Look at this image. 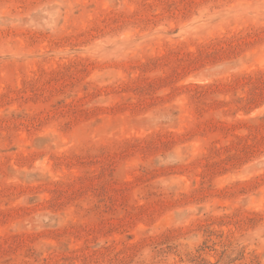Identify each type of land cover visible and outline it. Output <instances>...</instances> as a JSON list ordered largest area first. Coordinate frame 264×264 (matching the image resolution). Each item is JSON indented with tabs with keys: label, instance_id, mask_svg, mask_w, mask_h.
<instances>
[{
	"label": "rangeland",
	"instance_id": "rangeland-1",
	"mask_svg": "<svg viewBox=\"0 0 264 264\" xmlns=\"http://www.w3.org/2000/svg\"><path fill=\"white\" fill-rule=\"evenodd\" d=\"M0 264H264V0H0Z\"/></svg>",
	"mask_w": 264,
	"mask_h": 264
}]
</instances>
